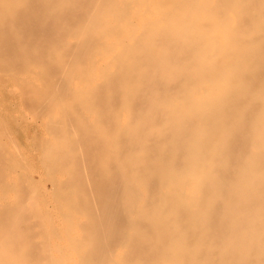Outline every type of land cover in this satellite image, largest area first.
I'll return each mask as SVG.
<instances>
[{
	"label": "bare ground",
	"instance_id": "6f19581e",
	"mask_svg": "<svg viewBox=\"0 0 264 264\" xmlns=\"http://www.w3.org/2000/svg\"><path fill=\"white\" fill-rule=\"evenodd\" d=\"M0 89V264H264V0H0Z\"/></svg>",
	"mask_w": 264,
	"mask_h": 264
},
{
	"label": "rangeland",
	"instance_id": "374dc122",
	"mask_svg": "<svg viewBox=\"0 0 264 264\" xmlns=\"http://www.w3.org/2000/svg\"><path fill=\"white\" fill-rule=\"evenodd\" d=\"M0 90H1L0 92H2V94L0 93V99H2V100H0V104H2V107H1V105H0V116H1V118H2L5 122H6V121H7V122L10 121V122H8V123L6 122V124H7V125L11 124V125L8 126V127H9V129L11 128L10 131L13 132V134H12V138L14 139V143L17 144V143H18L17 141H19L18 144L21 143L20 146H22V147L24 146V144H25V146H28V145H31V144L34 146V144H33L32 142L30 143V141H31L32 139L34 140L35 138H37V135L40 136L42 130H41L40 127L38 126L37 122H34V121H32L31 119H30V120H31L32 123H30V121H28V123H27V120H29L28 118H31V117H29L30 115H29V113H28L27 111H26V113L24 112L25 110L22 112V114L25 115L24 119L27 118V120H25V121H23L24 119L22 120V121H23V123H22L23 125H22V126L25 127V126L28 124V125L26 126V127H28L29 124H30V126L28 127L29 130H28L27 128H26V130H24L25 128L21 126L22 129L24 128V129L22 130V129H20V125L16 126L17 124H15V126H14V123L11 122V121H13V118H14V116L16 115V111H17V114H18V115L21 114V113H20V114L18 113V112L21 110V107H22V102H21V104L19 103V102L21 101V99H20V98L18 97V95H16V94H13V93H9V94L7 93V94H6V93H5L6 91H4V90H2V89H0ZM3 92H4V93H3ZM11 94H13V95H11ZM1 96H2V97H1ZM6 96H8L9 99H8ZM9 96H10L11 98H10ZM16 96H17V97H16ZM13 97H14V98H13ZM4 98H5V99H4ZM3 100H4V104H3ZM5 100H7V102L9 103V105H8L7 102H5ZM8 100L11 101V102H9ZM15 101H16L17 103H19L20 105H19V104H16ZM6 104H7V105H6ZM12 104H13V105H12ZM7 106H8V107H7ZM18 106L20 107V110H19V111L17 110V109H19ZM11 107L14 108V109H12ZM5 109H6V110L11 109V113L8 114V113H9V110H8V112H7ZM3 110H5V112H4ZM12 110H14V111L16 110V111L13 112ZM1 112H2V114H1ZM5 113H6L7 115L4 116ZM12 113H15V114H12ZM11 114H12V115H11ZM13 115H14V116H13ZM3 116H4V118H3ZM9 116H10V117H9ZM11 116H12V118H11ZM6 117H8V119H7ZM10 118H11V120H10ZM24 122L27 123V124L24 125ZM12 128H13V129H12ZM34 128H35V129H34ZM38 128H39V129H38ZM33 129H34L35 131H33ZM36 129H37V130H36ZM12 130H14V131H12ZM21 130H22V131H21ZM39 130H40V132H39ZM15 131H16V132H15ZM25 131H26V132H25ZM27 131H28V132H27ZM31 131H32V133H34V134H32V136L30 137V135H31ZM21 132H22V133H21ZM38 132H39V134H38ZM23 133H24V134H23ZM25 133H26V135H25ZM14 134H15V135H14ZM17 134H18V135H17ZM28 134H29V135H28ZM13 135H14V136H13ZM19 135H20V136H19ZM22 135H24V137L26 136V138H27L26 141H29V140H30V141H29V144H28V142H26V141L24 140V138L22 137ZM15 136H16V138H15ZM18 136H19V137H18ZM26 138H25V139H26ZM29 138H30V139H29ZM31 138H32V139H31ZM15 139H17L16 142H15ZM22 139H23L26 143H25ZM22 142H23V143H22ZM33 142H34V141H33ZM18 144H17V145H18ZM22 144H23V145H22ZM26 144H28V145H26ZM32 145H31V146H32ZM20 146H19L18 148L21 149L22 147H20ZM25 146H24V147H25ZM31 146H30V147H31ZM33 146L31 147V149H28V148H30L29 146L26 147V149L23 147V148L25 149V150H24L25 152H24V153L22 152V153H23V155H24V154L27 155V153H30V156H31V155L34 153V152H32V150L35 151V153H34V156H35V157H33V155L31 156L32 159H33L34 161H32V159H31L30 156H28V155H27V156L30 157L29 159H30V161H31L32 164L34 163V165H35V164L37 165V164H38V161H37V160H38V158H37L38 156H37V155H38L39 152H37L36 149L34 148L35 146H34V147H33ZM32 148H33V149H32ZM27 149H28L29 151H31V152H29ZM34 149H35V150H34ZM26 150H27L28 152H27ZM22 151H23V149H22ZM36 152H37V154H36ZM31 153H32V154H31ZM26 155H25V156H26ZM36 156H37V157H36ZM35 162H36V163H35ZM34 177H37V175L34 174Z\"/></svg>",
	"mask_w": 264,
	"mask_h": 264
}]
</instances>
